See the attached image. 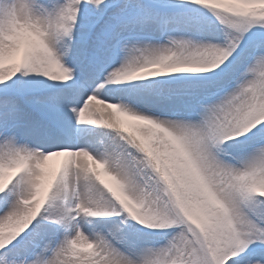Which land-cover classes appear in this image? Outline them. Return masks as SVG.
<instances>
[{"label": "snow or ice", "instance_id": "6c2138e0", "mask_svg": "<svg viewBox=\"0 0 264 264\" xmlns=\"http://www.w3.org/2000/svg\"><path fill=\"white\" fill-rule=\"evenodd\" d=\"M0 264H264V0H0Z\"/></svg>", "mask_w": 264, "mask_h": 264}]
</instances>
